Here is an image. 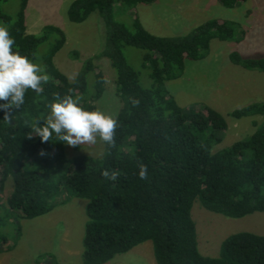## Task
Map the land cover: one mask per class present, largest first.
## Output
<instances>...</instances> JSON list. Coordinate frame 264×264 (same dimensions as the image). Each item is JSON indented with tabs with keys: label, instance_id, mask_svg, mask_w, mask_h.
I'll use <instances>...</instances> for the list:
<instances>
[{
	"label": "trees",
	"instance_id": "16d2710c",
	"mask_svg": "<svg viewBox=\"0 0 264 264\" xmlns=\"http://www.w3.org/2000/svg\"><path fill=\"white\" fill-rule=\"evenodd\" d=\"M5 1L0 0V24L9 25L14 51L35 62L40 46L51 38L53 42L42 57L50 76L49 82L42 84L44 91L37 94L29 89L24 104L10 109V123L0 108V252L10 244L16 247L22 219L49 214L65 203L61 200L65 191L87 200L83 264H104L146 242L153 245L156 264H264V235L251 232L227 237L215 257L202 255L192 217L196 202L233 219L264 213V101L230 112L235 119L262 118L253 122L256 129L252 135L215 151L223 141L221 115L207 105L181 107L166 86L183 76L188 60L206 59L213 40L241 43L246 37L242 23L209 19L187 34L158 36L143 27L138 14L134 29L115 18L116 4L136 13L139 5L157 0H73L69 20L84 22L98 12L105 41L70 80L55 64L67 42L65 32L48 25L40 35L28 33L30 0H20L15 17L3 12ZM219 1L233 9L247 0ZM127 45L144 52L142 62L149 70L150 88L140 86L139 73L124 54ZM79 55L75 50L72 56L76 59ZM101 57L109 58L116 71L115 92L121 102L115 115L119 125L115 146L103 142L100 157L81 154L69 158L66 143L55 133L50 141L42 142L31 125L36 120L44 123L50 114L47 105L57 94L78 95L85 110H95L104 91L96 62ZM230 60L246 70L264 72V56L244 57L235 51ZM92 71L96 76L89 92L87 75ZM132 99L139 101L138 106H133ZM141 164L147 166V180L139 177ZM104 170L117 171V180L105 178ZM10 178L13 191L4 204L2 194ZM35 261L60 264L52 253H41Z\"/></svg>",
	"mask_w": 264,
	"mask_h": 264
},
{
	"label": "rangeland",
	"instance_id": "374dc122",
	"mask_svg": "<svg viewBox=\"0 0 264 264\" xmlns=\"http://www.w3.org/2000/svg\"><path fill=\"white\" fill-rule=\"evenodd\" d=\"M72 1L30 0L27 10L28 33L40 35L48 25L65 32L67 42L56 55L55 64L70 80L79 73L85 59L102 49L105 41L104 23L98 12H93L84 22L69 20L68 9ZM19 8L20 0H6L2 5L3 12L12 17L17 15ZM135 14L149 33L158 36L184 35L209 19L242 23L246 37L241 43L213 40L206 59L188 60L183 76L167 82L166 86L181 107L207 105L221 115L223 141L215 151L252 135L256 129L253 122L261 121L260 115L235 119L229 114L253 101H264V72L237 66L231 62L230 56L235 51L244 57L264 56V0H247L233 9L224 7L219 0H157L151 5H139L136 13L124 10L119 4L115 6L116 20L131 29H134ZM52 42L53 38L41 45L37 53L35 63L44 68L42 57ZM75 50L80 54L76 59L72 56ZM123 50L128 63L139 73L140 86L150 88L149 70L143 67L142 62L144 52L131 45ZM96 62L98 75L104 81V91L95 102L96 109L115 116L121 106L115 92L116 71L107 57ZM95 74L92 71L87 75L89 92L93 90ZM65 151L69 158L81 154L100 157L104 153V143L97 138L95 144L77 147L66 144ZM12 191L10 178L2 194L4 204ZM61 200L65 203L49 214L21 220L22 235L16 247L10 244L0 252V264H37L36 257L41 253H52L60 264H83L81 254L88 219L87 200L65 191ZM192 217L197 227L199 252L204 256H217L222 242L230 235L240 232L264 235V213L233 219L208 211L196 202ZM152 250V243L146 242L115 255L104 264H156Z\"/></svg>",
	"mask_w": 264,
	"mask_h": 264
},
{
	"label": "clouds",
	"instance_id": "9594fccd",
	"mask_svg": "<svg viewBox=\"0 0 264 264\" xmlns=\"http://www.w3.org/2000/svg\"><path fill=\"white\" fill-rule=\"evenodd\" d=\"M14 45L9 25L0 24V100L7 102L0 104V108L5 110L4 120L9 123L12 120L10 109L13 106L18 109L24 104L26 92L31 89L40 94L44 91L42 84H47L50 80L44 67L19 51H14ZM81 100L82 97L78 95L74 97L67 94L61 97L57 94L54 101L47 105L50 114L43 124L39 120L34 121L31 125L32 132L41 137L42 142L50 141L55 133L59 141L72 147L95 144L97 138L114 147L118 119L99 108L85 110ZM132 104L138 106L139 101L132 99ZM32 137L33 135H28L29 139ZM102 175L115 181L119 173L104 170ZM139 177L148 179L147 166L144 164L140 165Z\"/></svg>",
	"mask_w": 264,
	"mask_h": 264
}]
</instances>
